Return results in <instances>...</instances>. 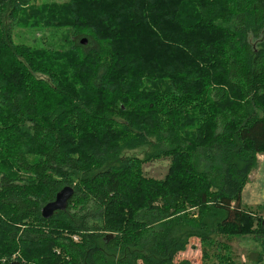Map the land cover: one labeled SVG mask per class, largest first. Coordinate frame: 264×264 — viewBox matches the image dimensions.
<instances>
[{
	"label": "trees",
	"instance_id": "trees-1",
	"mask_svg": "<svg viewBox=\"0 0 264 264\" xmlns=\"http://www.w3.org/2000/svg\"><path fill=\"white\" fill-rule=\"evenodd\" d=\"M33 2L0 0V259L188 264L196 238L233 264L219 238L251 237L264 264V219L241 203L264 154V0ZM24 20L69 46L15 43Z\"/></svg>",
	"mask_w": 264,
	"mask_h": 264
},
{
	"label": "rangeland",
	"instance_id": "rangeland-1",
	"mask_svg": "<svg viewBox=\"0 0 264 264\" xmlns=\"http://www.w3.org/2000/svg\"><path fill=\"white\" fill-rule=\"evenodd\" d=\"M65 1L67 0H34L32 5L39 6L45 2H55L61 4ZM25 21L26 20L18 22L17 26H14L12 29L13 41L15 43H25L32 46H40L43 44L46 46L50 45L58 49H66L69 46V43L66 40L67 38L64 37L67 31L66 28L32 27L26 25ZM30 22L32 21L30 20ZM82 40L83 38L80 41L82 42ZM139 152L140 151H133L128 154L141 155ZM168 164V159L156 160L143 165V172L148 177L160 179L166 173ZM74 239L76 240V237H74ZM219 240L229 244V250L226 252V255H228L230 260H232L233 264H253V259H255L258 246L251 237L231 238L229 240L220 237ZM199 244L198 239H190L186 249L176 255V261L186 260L188 261V264H221L219 261L217 262L218 259L215 254L218 253L220 255H225L223 249L215 247L212 250L210 257L204 260L201 250L199 249ZM14 257L15 255L12 256L11 261L15 260ZM0 261L6 263L5 259H0Z\"/></svg>",
	"mask_w": 264,
	"mask_h": 264
},
{
	"label": "crops",
	"instance_id": "crops-1",
	"mask_svg": "<svg viewBox=\"0 0 264 264\" xmlns=\"http://www.w3.org/2000/svg\"><path fill=\"white\" fill-rule=\"evenodd\" d=\"M241 203L264 219V154L257 155V166L242 188Z\"/></svg>",
	"mask_w": 264,
	"mask_h": 264
},
{
	"label": "water",
	"instance_id": "water-1",
	"mask_svg": "<svg viewBox=\"0 0 264 264\" xmlns=\"http://www.w3.org/2000/svg\"><path fill=\"white\" fill-rule=\"evenodd\" d=\"M82 43H85V39L82 40ZM73 194V189L70 186H64L62 189H60L54 199L41 208L40 212L43 218H48L51 215H53L54 212L58 210H64L66 209L68 200L71 198ZM3 264H21L20 262L14 260L10 262H6Z\"/></svg>",
	"mask_w": 264,
	"mask_h": 264
}]
</instances>
